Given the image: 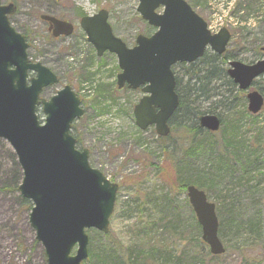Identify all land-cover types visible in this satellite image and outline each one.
I'll list each match as a JSON object with an SVG mask.
<instances>
[{"label":"rangeland","instance_id":"1","mask_svg":"<svg viewBox=\"0 0 264 264\" xmlns=\"http://www.w3.org/2000/svg\"><path fill=\"white\" fill-rule=\"evenodd\" d=\"M185 1L207 22L212 33L223 27L230 31L232 38L227 55L233 57L231 61L253 64L264 58L261 52L264 0ZM2 2L6 4L7 0ZM137 7L136 0H20L11 18L14 27L27 35L33 59L44 63L60 78V84L47 89L44 97L53 96L65 85L77 93L85 111L75 122L80 148L89 151L93 168L119 186L110 219L109 240L117 243L124 254L138 258L137 264H151L145 259L152 254L166 260L159 262L163 264H176L179 260L189 264L188 257L196 258L194 261L199 264L202 250L209 249L202 244L201 227L182 190V179L186 177V181H194L204 190L216 206L231 205L235 210L237 230L232 222L225 224L228 216L218 215L219 222L225 224V236H221V240L228 251L217 264H251L254 257L262 258L264 264V176H261L264 167L255 176L256 181L253 175L242 179L246 156L255 150L258 142L264 147V110L256 116L248 114L246 93L233 85L231 99L237 97L235 100L219 98L220 93L210 91L208 99L201 98L197 102L202 112L220 117L222 127L218 133L187 135L175 124L169 137L163 139L154 128L140 130L133 111L142 93L118 90L117 57L110 53L98 57L80 27L83 16L105 9L114 34L133 47L138 35L153 32L142 20ZM45 14L67 18L75 25L73 35L62 40L52 38L48 26L40 19ZM221 67L230 79L228 63ZM175 72L185 84L187 78L183 77V71L175 69ZM259 85V91L264 94V80ZM184 127L190 128V125ZM226 132L234 146L229 150L239 151L241 160L234 161L231 178L210 187L206 179L213 172L212 161L215 163L219 152L223 151ZM173 143L177 146L173 147L174 153L162 152ZM192 147H196L193 156L188 154L180 163L183 154L189 153ZM11 152L10 145L0 140V264H46L44 248L30 224L31 207L23 204L24 198L13 186L18 173ZM260 161L264 165V158ZM183 166H187L185 176ZM251 222L257 227L252 231ZM95 232L90 230L89 258L83 264L104 262L100 252L105 241ZM248 246L245 260L238 248ZM156 258L154 264H157Z\"/></svg>","mask_w":264,"mask_h":264},{"label":"water","instance_id":"2","mask_svg":"<svg viewBox=\"0 0 264 264\" xmlns=\"http://www.w3.org/2000/svg\"><path fill=\"white\" fill-rule=\"evenodd\" d=\"M137 1L143 20L157 30L151 36L139 35L132 48L113 34L106 10L84 17L81 28L99 57L106 52L116 55L121 70L119 89L142 88L145 95L134 109L137 126L142 130L155 126L157 134L165 137L179 106L172 67L196 62L208 47L222 55L231 34L226 28L212 34L184 0ZM160 8L163 11L158 13ZM15 9L14 5L2 6L0 0V139L9 143L22 170L19 190L33 204L29 220L44 248L46 264H82L89 257L86 231L109 233L119 186L90 166L87 149L76 148L70 131L84 110L72 88L66 86L49 100H39L43 90L59 80L49 68L30 61L26 38L8 18ZM41 19L52 24L54 37L73 33L69 23L45 15ZM229 66V77L242 91H249L264 76V59L251 65L233 61ZM31 73L36 75L30 78ZM247 99L248 110L259 113L264 105L262 94L250 91ZM38 107L46 116L43 125ZM199 124L212 132L221 126L216 115L201 116ZM187 197L201 226L202 240L212 255H223L226 250L218 236L216 205L193 185L187 187Z\"/></svg>","mask_w":264,"mask_h":264},{"label":"trees","instance_id":"3","mask_svg":"<svg viewBox=\"0 0 264 264\" xmlns=\"http://www.w3.org/2000/svg\"><path fill=\"white\" fill-rule=\"evenodd\" d=\"M230 60H233V57H229L227 53L222 56H218L212 53L211 51H207L205 55L197 62L193 64H180L175 67V69L183 71L184 73L183 77L185 76L187 78V82L183 84V79H180L179 76L176 75L177 91L180 95V105L170 120V124L172 128L175 127V124H179V127L183 128L184 129L183 132L186 133L187 135H192L193 133H195V135L202 136L203 134L211 133L208 131H203L199 127L198 117L203 114H209L210 112H202V110L199 109V107L197 106V102L201 98L208 99L210 91L214 93L216 92L220 93L218 96L219 98H224L227 100L237 99V97H233V99H231V94H232L234 83L231 79L227 78L226 73L224 72L223 69H221L222 68L221 65L227 64ZM175 74L177 73L175 72ZM216 81L217 82L219 81V82L217 83ZM259 84H261L260 80L256 81L254 83V86L257 89H260L261 87ZM187 124L190 125V128L185 129L184 126H187ZM232 130L234 131V128ZM71 133L72 135L75 136V125L72 127ZM225 134L226 135L223 136V142H224L223 151L219 152L220 157L215 163L212 161L211 171L213 172H210L209 174L211 175V177L206 179L207 183L210 184V187L217 185V183L222 182L225 178L227 179L231 178L232 175L234 174V170H231V168H233L234 166V161L239 162L241 160L239 151L229 150L230 148L234 146L231 144V140H230L231 137L227 136L228 132H226ZM77 145L78 147L80 145V142L78 139H77ZM174 146H176V144L174 145L173 143L172 146L171 144H169L164 147L162 152L170 155L171 152L174 153L175 149L177 148V146L176 147ZM254 147H255V150H253L251 154H248L246 156L245 162L242 164V166L244 165L243 172H242L243 180L245 177L253 175L252 179L256 181L255 176L257 174H260V170L264 167V165H261V161H260L262 158H264V147L260 145V142L254 145ZM195 148L196 147H192L189 153L183 154V158L180 163H183L185 161L186 156H189V155L193 156V153L195 152ZM10 156H11V159L13 160L15 171L16 173H18L17 179L15 178L13 180L14 189L18 191L20 181L22 178V173H21V170H20L15 154L11 152ZM209 158L212 159L214 157H209ZM183 168L184 170L182 171V173H183V176H185L187 175V171L185 174V170L187 169V166H183ZM261 176H264V173ZM186 179H187L186 177L182 179L183 181L182 190L184 192H186L187 185L189 184L196 185L194 184V181H186ZM200 187L203 188L204 185H200ZM22 202L24 205L28 207L32 206L31 202L26 199H22ZM216 210H217V215L219 216L226 215V217L228 216L229 219L225 221V224L226 223L231 224L232 222V227L236 228V230L238 229V227H236V222L238 219L235 214V210L233 209L231 205L228 206L227 208L225 207L220 208L217 206ZM220 222L221 223L219 227V235L220 237L221 236L224 237L225 236L224 235L225 224H224V221H220ZM230 224L229 225L227 224V226H230ZM249 226L251 227V231L252 229L257 228L255 226V223H252V222L249 223ZM88 233H90V231H88ZM95 235L101 236L103 240L105 241L103 248H101V252H100V257L104 261L103 264H109L108 262H110L111 264H137V262L139 261L138 258H133L130 254L128 255L124 254L121 251V248L117 243L110 242L109 240L111 237L110 234L104 235L96 231ZM202 244L204 247L207 246L204 242ZM248 249H249V246L238 248V252H242L241 255H243L245 260L248 259L247 257L249 254L247 253ZM227 251L228 249L226 248V252ZM202 254L203 256H202L201 261H199V264H217L218 259H221L222 257V256H213L210 253V251L206 249L202 250ZM155 258L156 256L152 254V256L147 257L145 260L148 263L154 264L153 260ZM195 259L196 258H192V257H190L189 259L188 257L189 264H196V262L194 261ZM262 260H263L262 258L254 257L252 259L251 264H262ZM160 261H166V260H160V257L156 258L157 264H163V263H159ZM180 262L182 264L183 260H179L176 264H180Z\"/></svg>","mask_w":264,"mask_h":264},{"label":"flooded vegetation","instance_id":"4","mask_svg":"<svg viewBox=\"0 0 264 264\" xmlns=\"http://www.w3.org/2000/svg\"><path fill=\"white\" fill-rule=\"evenodd\" d=\"M6 4H14V5H16V7H17V10H18V1H16V0H7V3ZM56 18H58L59 20H62V21H66V22H69V23H71L67 18H65V17H63V16H59V15H56L55 16ZM10 18H12V16L10 17ZM47 26H48V28H47V30H48V33L50 34V35H52V28H51V25L49 24V23H45ZM73 26H74V31H75V25L73 24ZM62 40V39H65V37H59V38H57V40ZM221 124H222V121H221ZM200 127V126H199Z\"/></svg>","mask_w":264,"mask_h":264}]
</instances>
